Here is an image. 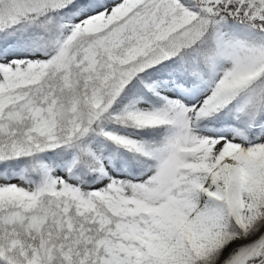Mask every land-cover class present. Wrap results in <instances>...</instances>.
<instances>
[{"label": "snow or ice", "instance_id": "obj_1", "mask_svg": "<svg viewBox=\"0 0 264 264\" xmlns=\"http://www.w3.org/2000/svg\"><path fill=\"white\" fill-rule=\"evenodd\" d=\"M0 264H264V0H0Z\"/></svg>", "mask_w": 264, "mask_h": 264}]
</instances>
